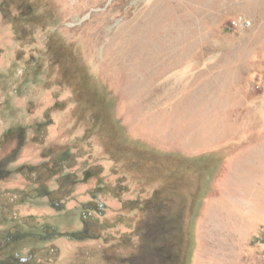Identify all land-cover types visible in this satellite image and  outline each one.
I'll use <instances>...</instances> for the list:
<instances>
[{
  "label": "rangeland",
  "instance_id": "374dc122",
  "mask_svg": "<svg viewBox=\"0 0 264 264\" xmlns=\"http://www.w3.org/2000/svg\"><path fill=\"white\" fill-rule=\"evenodd\" d=\"M0 264H264V0H0Z\"/></svg>",
  "mask_w": 264,
  "mask_h": 264
},
{
  "label": "crops",
  "instance_id": "0c3cea01",
  "mask_svg": "<svg viewBox=\"0 0 264 264\" xmlns=\"http://www.w3.org/2000/svg\"><path fill=\"white\" fill-rule=\"evenodd\" d=\"M190 100H191L190 97L189 96L185 97V94H184L182 97H179V98L176 99V101L174 102V105H171L167 109L161 110L157 114H166V115H164V119L165 120L166 119H181L182 115L184 117V115H186V114H190L189 115L190 118H196V116L198 114H199V116H197V117H201V114H202L203 118H204V114H231V111H230L231 109L229 107L227 109H225V110H222V108H220L218 106V107H213L210 110L202 111V109L204 107H201V105H199L200 102H197V100H196L197 103L194 102V101L190 102ZM141 111H142V109H141ZM141 111L139 110V107L136 106V111H135V113H133L134 114V116H133L134 120H133V122H131V126L132 127L130 126V128H129V126H128V128L130 129L129 130L130 132L127 131L128 133H131L132 130H134L135 133H139L142 130H146L145 126H147L148 124L152 123V119L153 118H151L149 116H143L142 115L143 112H141ZM145 114H150V113L148 112V113H145ZM214 117H216V116H214ZM178 121H180V120H178ZM200 123H198V125ZM180 125L182 126L181 121L178 122L175 125V127L173 128L174 131L177 132L175 140L180 142L178 140L179 138H180L181 141H182V139L186 138L187 142L190 141L191 143H193L192 147L196 148V152L195 153H197V154L190 155V156H198V153H201L203 150H205L207 148H214V147H216V145L220 146V143L230 142L233 139V137H232V139L231 138H229V139L225 138L223 134H225L228 137L234 136L236 134V132L235 133H230L229 129L223 128L222 126H220V122L217 123V121H215V125H216L217 128H215V130H212L210 133L208 132L207 129H205V125L202 126V130H205L203 132V134H202V136L203 135L205 136L204 140L201 141L199 139V144L198 145H194V141L196 139H194V136L192 134L195 133V129H197V128H195V126H190V127L189 126L188 127L184 126V127H180L181 128L180 129V128H178ZM200 129H201V127H200ZM218 129H219V134L217 135V130ZM182 133L187 134L188 136L186 137V135H185V137H184V136H182ZM178 148L182 149L183 147H178Z\"/></svg>",
  "mask_w": 264,
  "mask_h": 264
},
{
  "label": "built area",
  "instance_id": "2783aa9c",
  "mask_svg": "<svg viewBox=\"0 0 264 264\" xmlns=\"http://www.w3.org/2000/svg\"><path fill=\"white\" fill-rule=\"evenodd\" d=\"M232 25L238 26V27H247L250 22L248 20H241V19H232L231 21Z\"/></svg>",
  "mask_w": 264,
  "mask_h": 264
},
{
  "label": "trees",
  "instance_id": "16d2710c",
  "mask_svg": "<svg viewBox=\"0 0 264 264\" xmlns=\"http://www.w3.org/2000/svg\"><path fill=\"white\" fill-rule=\"evenodd\" d=\"M83 218H85V217H83ZM84 221H85V220H84ZM86 229H87V226H86V227L84 226L83 231H80V233L85 234V233H86V232H85ZM75 234H78V232H75Z\"/></svg>",
  "mask_w": 264,
  "mask_h": 264
},
{
  "label": "flooded vegetation",
  "instance_id": "af4514ba",
  "mask_svg": "<svg viewBox=\"0 0 264 264\" xmlns=\"http://www.w3.org/2000/svg\"><path fill=\"white\" fill-rule=\"evenodd\" d=\"M30 256H27V257H20V259L22 260V261H26V259H28ZM12 263V262H11Z\"/></svg>",
  "mask_w": 264,
  "mask_h": 264
}]
</instances>
